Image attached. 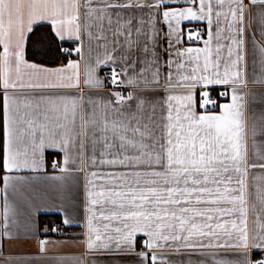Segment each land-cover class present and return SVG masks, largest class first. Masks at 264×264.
I'll return each instance as SVG.
<instances>
[{"label": "snow or ice", "instance_id": "1", "mask_svg": "<svg viewBox=\"0 0 264 264\" xmlns=\"http://www.w3.org/2000/svg\"><path fill=\"white\" fill-rule=\"evenodd\" d=\"M113 253L264 264V0H0V264Z\"/></svg>", "mask_w": 264, "mask_h": 264}, {"label": "crops", "instance_id": "2", "mask_svg": "<svg viewBox=\"0 0 264 264\" xmlns=\"http://www.w3.org/2000/svg\"><path fill=\"white\" fill-rule=\"evenodd\" d=\"M55 218V219H54ZM39 222L41 231L43 228L46 227V224H49L50 220H57L58 223L60 222L59 218L53 213L41 212L40 215L37 217ZM57 224V223H56ZM81 228L76 226L63 228V232L65 233L64 236H54L51 233L43 235L41 238L48 239L50 241H60L61 245L57 247H53L49 245L50 251L48 256L45 258L47 261L49 258L56 257V256H71L77 253V248L75 245L78 243L77 240L73 239L72 237L81 232ZM35 242L34 241H14L8 242L7 240L4 241V250L5 255L11 253L12 255H36L35 251ZM102 264H131V257L121 253H113L107 255L102 258Z\"/></svg>", "mask_w": 264, "mask_h": 264}, {"label": "built area", "instance_id": "3", "mask_svg": "<svg viewBox=\"0 0 264 264\" xmlns=\"http://www.w3.org/2000/svg\"><path fill=\"white\" fill-rule=\"evenodd\" d=\"M49 225H56V223L55 222H51L50 224L48 223V224H46V227H48ZM51 234L54 235V236H57V237H60V236H64L65 235L64 232H63V235L58 234V233H51Z\"/></svg>", "mask_w": 264, "mask_h": 264}, {"label": "trees", "instance_id": "4", "mask_svg": "<svg viewBox=\"0 0 264 264\" xmlns=\"http://www.w3.org/2000/svg\"><path fill=\"white\" fill-rule=\"evenodd\" d=\"M54 219H55V218H54ZM51 221H53V222H55V223L58 224V221H57V220H50V222H51ZM48 223H49V222H48Z\"/></svg>", "mask_w": 264, "mask_h": 264}]
</instances>
